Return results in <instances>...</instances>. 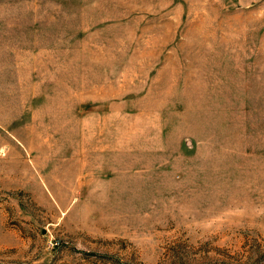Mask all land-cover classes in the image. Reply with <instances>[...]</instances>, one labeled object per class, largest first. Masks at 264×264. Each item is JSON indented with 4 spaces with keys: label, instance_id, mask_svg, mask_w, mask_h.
I'll return each mask as SVG.
<instances>
[{
    "label": "rangeland",
    "instance_id": "374dc122",
    "mask_svg": "<svg viewBox=\"0 0 264 264\" xmlns=\"http://www.w3.org/2000/svg\"><path fill=\"white\" fill-rule=\"evenodd\" d=\"M0 264H264V0H0Z\"/></svg>",
    "mask_w": 264,
    "mask_h": 264
}]
</instances>
